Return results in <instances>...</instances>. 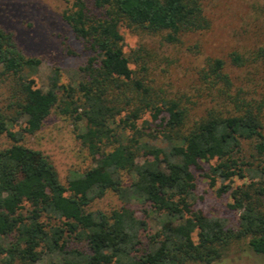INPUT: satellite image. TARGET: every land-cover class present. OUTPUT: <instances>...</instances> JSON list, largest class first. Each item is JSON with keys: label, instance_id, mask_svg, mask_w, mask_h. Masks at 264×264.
<instances>
[{"label": "trees", "instance_id": "1", "mask_svg": "<svg viewBox=\"0 0 264 264\" xmlns=\"http://www.w3.org/2000/svg\"><path fill=\"white\" fill-rule=\"evenodd\" d=\"M62 19L88 52L75 84H61L54 68L46 86L35 87L31 76L39 60L24 55L12 33L0 28V80L9 86L13 113L0 114V136L9 140L0 148V264H209L238 239L264 256V100L241 91L231 96L222 61L212 59L198 72L205 106L192 117L189 100L154 91L134 74L122 50L121 23L163 32L167 44L182 32L206 30L199 0H72ZM245 61L230 56L234 67ZM263 61L259 46L250 62ZM51 110L70 118L90 161L65 184L47 156L20 142L40 129ZM145 113L158 122L152 132L144 131ZM19 118L17 130L7 128ZM199 159H215L209 180H219L216 193L229 196L234 228L191 207L189 167ZM233 176L245 180L231 186ZM106 190L119 206L89 210ZM130 200L147 204L141 210L158 218L144 241L145 218Z\"/></svg>", "mask_w": 264, "mask_h": 264}, {"label": "rangeland", "instance_id": "2", "mask_svg": "<svg viewBox=\"0 0 264 264\" xmlns=\"http://www.w3.org/2000/svg\"><path fill=\"white\" fill-rule=\"evenodd\" d=\"M71 3L72 0H0V28L12 33L14 43L24 55L33 56L40 62L31 76L37 88L46 86L47 76L54 68L63 85L75 84L82 77L79 68L85 63L88 52L62 19ZM199 3L208 28L182 32L174 44L162 41L163 32L148 33L121 23L118 32L128 66L163 97L180 98L181 102L189 100L187 105L192 106V117L201 114L205 106L203 97L198 96L203 92L198 72L212 59L222 61L223 72L232 84L231 96L241 91L240 95L255 101L264 100V61L250 62L256 48L264 47V0H199ZM234 53L246 59L243 66L231 64L230 56ZM8 91V84L0 80V114L6 117L13 115L12 108L8 107ZM142 118L149 123L144 131L152 132L158 122H151L146 113ZM261 123L264 135V114ZM20 125L22 118L8 123L7 128L17 130ZM20 142L47 156L62 184L70 174L90 165L88 155L75 138L70 118L55 110L50 111L37 132L23 134ZM8 145L7 137L1 135L0 148ZM215 162V159H199L197 165H190L194 182L191 207L200 209L207 216L219 217L227 227L234 228L237 213L228 206L229 196L216 193L219 180L214 183L209 180V167ZM122 179L128 181L129 175L123 173ZM243 180L233 176L230 185L236 186ZM119 204L116 195L106 190L87 208L107 212ZM128 204L145 218L147 230L141 232L144 241L145 233L157 227L158 218L149 211L145 215L141 210L146 211L147 204L137 200H130ZM71 244L84 247L83 241L71 240ZM209 264H264V256L251 251L245 239H238L227 246L220 259Z\"/></svg>", "mask_w": 264, "mask_h": 264}]
</instances>
